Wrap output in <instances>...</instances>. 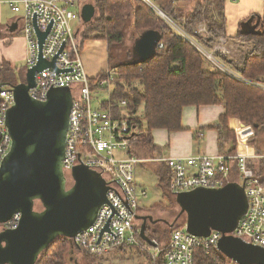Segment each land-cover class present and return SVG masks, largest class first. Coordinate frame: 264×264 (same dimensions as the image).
I'll list each match as a JSON object with an SVG mask.
<instances>
[{
    "label": "built area",
    "instance_id": "1",
    "mask_svg": "<svg viewBox=\"0 0 264 264\" xmlns=\"http://www.w3.org/2000/svg\"><path fill=\"white\" fill-rule=\"evenodd\" d=\"M105 1L107 0L6 2L14 14L20 15L16 24L26 43V71L36 66L39 53L43 60L54 62V68L48 67L36 73L35 86L29 90V96L45 101L50 89L68 88L70 91L71 107L67 116L62 159L64 173L68 175L73 167L82 165L99 174L108 187L105 202L98 208L93 223L73 238L67 239L68 242L82 253L93 257H104L116 251L138 247L140 228L136 224V217L142 207L140 201L147 197V191L137 183L136 169L142 163H163L169 170L167 191L174 198L181 193L197 189H218L230 183L243 188L247 209L236 228L226 235H232L264 250V183L257 176L251 162L254 159H264V155H247L237 151L234 155L141 158L129 153L130 128L128 121L122 116L127 102L121 99L114 106L103 108L101 105L104 101H109V88L115 72L106 69L103 77H89L83 67L77 37V31L82 27V7L87 4L95 7ZM140 1L169 24H173L159 10L155 0ZM75 23L78 26L73 29L72 25ZM47 30L40 51L36 33ZM196 35L205 39L207 32L204 27H200ZM219 40L225 43L223 38ZM158 46L161 47L160 44ZM208 56L210 57L209 54ZM258 86L264 89V79ZM102 90L108 93V98L98 108H93L92 95ZM13 104L12 87L0 85V165L11 146L5 121ZM112 107H116L119 115L121 114L118 119L113 117ZM20 220L21 214L15 212L7 222L0 225V230H14ZM221 237L222 234L218 231H211L207 237H197L186 232L184 225L172 230L164 246H159L152 240L154 246L142 248L154 260L161 257L164 264H194L195 251L209 253L217 250Z\"/></svg>",
    "mask_w": 264,
    "mask_h": 264
},
{
    "label": "trees",
    "instance_id": "2",
    "mask_svg": "<svg viewBox=\"0 0 264 264\" xmlns=\"http://www.w3.org/2000/svg\"><path fill=\"white\" fill-rule=\"evenodd\" d=\"M188 1H195L196 4L194 10L185 16L181 7ZM154 2L166 18L177 25L184 34L196 38L209 49L215 46L218 39L226 37L225 0H201V2L155 0ZM204 2L207 4L206 7H203ZM95 7L97 19L90 24L82 22L81 31H77V35L81 37H79L80 49L86 40L106 42L107 70L114 71L115 76L111 81L109 101L108 103L104 101L101 105L103 108L108 105L114 106L121 99L127 102L126 111L122 116L128 121L130 128L131 155L140 157L139 151L143 150L149 156H157L158 150L152 142L151 132L155 129H164L169 133L180 131L181 113L186 106L223 105L224 113L214 124L207 127L216 131L219 154L222 155H234L237 150L235 134L229 126L230 123H234V126L237 123L245 127L251 126L255 132L264 127V89L258 86L264 78V12L261 16H252L255 19L252 33L247 28L244 32H238L236 36L237 40L251 46L243 57L229 60L221 53L218 55L239 76L235 78L209 66L188 40L181 37L172 25L144 2L107 0L96 4ZM248 21L249 19L244 20L241 25ZM202 22L206 24L205 39L196 35V28ZM95 26L99 28L93 30ZM147 31H155L159 35L158 44L161 47L156 48L153 57L145 62H139L137 56L133 58L131 49ZM127 32H130L133 44L130 49H125L127 52L122 56ZM113 48L120 50L118 61L111 54ZM9 72H11L10 64L2 63L0 85L11 87L15 85L7 83L6 74ZM103 76L105 71L100 72L97 77ZM112 114L116 119L121 116L116 107H112ZM251 141L248 143L253 144ZM150 165L158 177L159 187L166 190L169 181L168 168L163 163L156 165L150 163ZM257 176L264 183V175ZM167 197L174 198L170 194ZM172 202L175 203L173 200ZM184 223L173 228L168 226L170 234L173 229L183 227ZM159 234L161 233L156 230L152 231L146 222L144 235L148 239L159 238ZM170 234L165 240L168 241ZM138 241L139 246L129 250L138 257L146 258L152 264H164L161 257L154 260L147 251L143 250L142 246L151 245L146 243L140 234ZM68 246L69 242L66 238L57 237L39 255L36 264H63ZM85 257L90 264L96 262V258L90 255L85 254ZM232 263L217 250H211L209 253L196 250L194 253V264Z\"/></svg>",
    "mask_w": 264,
    "mask_h": 264
},
{
    "label": "water",
    "instance_id": "3",
    "mask_svg": "<svg viewBox=\"0 0 264 264\" xmlns=\"http://www.w3.org/2000/svg\"><path fill=\"white\" fill-rule=\"evenodd\" d=\"M80 18L86 24L94 22L95 7L84 5ZM16 28L14 24L11 31ZM253 30V26L248 28L251 33ZM47 32L36 33L40 51ZM158 42L155 31L141 35L133 47L139 62L153 57ZM48 67L54 68V62L43 60L39 53V61L26 71L25 81L12 86L14 104L5 121L11 146L0 165V225L15 212L21 214V220L16 229L0 231V264H36L39 255L57 237L70 239L90 226L105 202L108 187L99 174L79 165L67 178L62 168L71 107L69 89H50L45 101L29 96L36 73ZM175 203L179 212L174 222L184 216L186 232L207 237L211 231H218L222 237L216 249L228 260L235 264H264L262 248L226 235L236 228L247 209L243 188L238 184L181 193ZM136 219L143 222L139 229L141 238L154 246L144 235L146 221L152 222L151 217ZM165 224L170 228L174 225Z\"/></svg>",
    "mask_w": 264,
    "mask_h": 264
},
{
    "label": "rangeland",
    "instance_id": "4",
    "mask_svg": "<svg viewBox=\"0 0 264 264\" xmlns=\"http://www.w3.org/2000/svg\"><path fill=\"white\" fill-rule=\"evenodd\" d=\"M199 1L201 2V0ZM195 4H196L195 1H188L183 3L181 7V10L183 11V15L185 16L189 15L194 10ZM206 6L207 4H205L204 2L203 7ZM12 13L10 14L12 15ZM13 15L17 17L20 16L14 13ZM97 16L98 15L96 13V17ZM164 20L167 21L166 19ZM170 25H174V28L181 35V37L183 38L186 37L185 39L188 40L190 44H192V46L200 52V54L203 56V58L205 59V61L208 63L209 66L213 67L214 69L224 74H228L231 75L232 77L239 78V76L235 74L233 70H231L218 55L221 53L229 60H238L241 57H243L251 48V46L248 43H243L239 40H235V41L226 40L225 43H221L220 40L218 39L215 46L209 49L208 47H205V45L202 44V42H200L196 38L189 37L188 35L184 34V32L180 28H178L177 25L175 24H170ZM77 26L78 25L75 23L72 25V28L75 29ZM244 26L245 24L241 25L243 30H245ZM200 27L202 28L204 27L206 30V24L204 22L200 23L197 26L196 31ZM98 28H99L98 26H95L93 30H96ZM81 29L82 27L80 28V31ZM129 34L130 32H127L125 39V47L122 46L124 48L122 50L123 53L122 56H124V54L127 52V50L125 49L127 48L130 49L133 44V39L130 38ZM12 35H14L15 37L18 35L22 36L20 31L19 33H17V35H15L14 33H12ZM77 37L79 40L80 36L77 35ZM93 41L96 40H86L83 42L81 48V58L91 67H96L98 69L101 68L100 64L102 65L104 64V56L105 54L107 56V48L105 43H103V41L102 43L99 42V44ZM94 44H96L97 47H94L93 49V46H95ZM131 52L133 53L132 56L135 59L136 55L133 49H131ZM111 54H113L116 57V61H118L121 53L120 50L113 48ZM208 54L210 55V57L208 56ZM9 64L11 66V72L6 74V79H8L7 80L8 85L24 82L26 78L25 77L26 68H25L24 60H19L15 64L13 63L12 64L9 63ZM105 70L106 68L104 67L100 69V72H104ZM111 90H112V86H110L109 88V91ZM107 98H108V93L105 90L94 92L92 95L91 106L93 108H98L101 102L106 100ZM229 126L230 128H232V131L235 134L236 147H237L236 152L239 151L238 147L247 148L249 146L250 148L254 149L258 154L264 155V127L259 129L258 132H255L251 126L245 127L240 123L235 124V126L233 123L230 124ZM240 132H243V134ZM249 141H251L253 144H249L248 143ZM146 154H148L146 151L140 150L138 155L141 158H149V154L147 156ZM260 161L261 162L256 161L255 170L257 175L262 177L264 175V159ZM155 176L156 175H154V173L151 171V168L149 167L148 164L142 163L136 169V181L140 186L144 187L147 191V197L140 201L142 207L144 206V204H146V206L144 208H141V210H139L138 217H141V215L142 216L149 215L153 219L154 224L148 223V226L152 231L156 230L159 233H161L158 235L159 238H154L153 240L159 246H163L167 241L165 240L167 238L166 236L170 234V229L168 225L165 224V222L168 224L173 223L174 224L173 227H177L184 223L185 218L179 217L178 220L174 222V219L176 218L179 211L178 206L172 202V200L175 201V198L171 199L170 197H167L168 196L167 188L166 190L161 189L158 185L157 177ZM66 177L68 178V175H66ZM36 209H39V205H36ZM141 223H142L141 219L137 220L136 224L139 226V228ZM93 258L94 259L96 258L95 259L96 262L94 264H152L146 258L138 257L131 250H127L124 252L120 251L118 253L113 252L104 257H93ZM63 264H90V262L86 259L84 253H82L80 250H78V248L72 246L69 243V246L64 254Z\"/></svg>",
    "mask_w": 264,
    "mask_h": 264
},
{
    "label": "crops",
    "instance_id": "5",
    "mask_svg": "<svg viewBox=\"0 0 264 264\" xmlns=\"http://www.w3.org/2000/svg\"><path fill=\"white\" fill-rule=\"evenodd\" d=\"M7 1L8 0H0V65L4 62L15 64L19 60H25L26 56V43L23 36L18 35L15 37L12 35V33L15 35L19 33L18 28L11 31L18 17L13 15L6 3ZM263 12L264 0H225V15L227 22L226 37L223 38V40L225 42L226 40H237L236 36L238 32H244L247 28L254 26L255 19H253L254 17L252 18V16H261ZM10 13H12V15ZM246 19H249V21L245 23V30H243L241 23ZM93 42L98 44L99 42L102 43L101 40ZM103 43L106 45V42L103 41ZM94 45L93 49L97 47L96 44ZM82 63L86 74L91 78L98 76L100 69L104 67L107 69L108 67L106 54L104 56V64H100L101 68L97 69L96 67H91L84 60H82ZM223 113L224 107L220 104L184 107L181 113L182 129L180 131L169 133L164 129H155L151 132L152 142L158 150V155L149 156V158H185L199 154L209 156L218 155L217 133L214 130L207 129V127L214 124ZM200 133H202L201 136H199ZM238 150L247 155L256 153V151L249 146L247 148L238 147ZM147 155L148 154H146V156ZM260 160L263 159H254L251 161L254 169L256 161L261 162ZM144 164H148L153 172L150 163ZM156 164L158 163H154V165ZM233 177L234 179L236 178L235 173ZM145 206L146 204L141 208ZM147 216L148 215H141V217ZM118 252L120 251H116L115 253Z\"/></svg>",
    "mask_w": 264,
    "mask_h": 264
},
{
    "label": "flooded vegetation",
    "instance_id": "6",
    "mask_svg": "<svg viewBox=\"0 0 264 264\" xmlns=\"http://www.w3.org/2000/svg\"><path fill=\"white\" fill-rule=\"evenodd\" d=\"M37 210H41L40 206H39V209H37ZM148 217H150V216L148 215ZM151 219H152V218H151ZM146 222H147V223H150V224H154V223H153V219H152V222H151V221L149 222V220H147Z\"/></svg>",
    "mask_w": 264,
    "mask_h": 264
}]
</instances>
